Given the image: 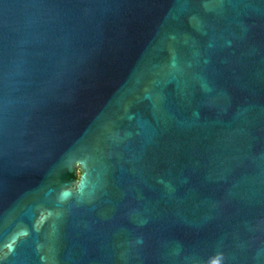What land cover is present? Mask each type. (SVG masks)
<instances>
[{"label": "water", "instance_id": "95a60500", "mask_svg": "<svg viewBox=\"0 0 264 264\" xmlns=\"http://www.w3.org/2000/svg\"><path fill=\"white\" fill-rule=\"evenodd\" d=\"M217 253L264 264V0H0V264Z\"/></svg>", "mask_w": 264, "mask_h": 264}, {"label": "clouds", "instance_id": "9594fccd", "mask_svg": "<svg viewBox=\"0 0 264 264\" xmlns=\"http://www.w3.org/2000/svg\"><path fill=\"white\" fill-rule=\"evenodd\" d=\"M86 166H87V162L83 159H78L75 161V175H76L75 182L73 183L72 187L65 188L60 193L61 200L68 199L72 195L73 189L80 190L82 188V185L84 184L86 177V172H85ZM41 219H44V216H42ZM222 260H223V254L217 253L209 258L208 264H222Z\"/></svg>", "mask_w": 264, "mask_h": 264}]
</instances>
